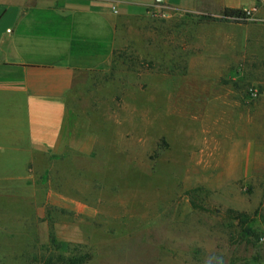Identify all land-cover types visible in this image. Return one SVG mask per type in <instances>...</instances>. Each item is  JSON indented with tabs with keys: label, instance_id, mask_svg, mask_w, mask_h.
<instances>
[{
	"label": "rangeland",
	"instance_id": "1",
	"mask_svg": "<svg viewBox=\"0 0 264 264\" xmlns=\"http://www.w3.org/2000/svg\"><path fill=\"white\" fill-rule=\"evenodd\" d=\"M242 8L119 18L63 146L0 181V264H264V13Z\"/></svg>",
	"mask_w": 264,
	"mask_h": 264
},
{
	"label": "crops",
	"instance_id": "2",
	"mask_svg": "<svg viewBox=\"0 0 264 264\" xmlns=\"http://www.w3.org/2000/svg\"><path fill=\"white\" fill-rule=\"evenodd\" d=\"M199 12L262 0H162ZM155 0H0V181H17L64 144L76 88L103 66L121 16ZM207 14V13H205Z\"/></svg>",
	"mask_w": 264,
	"mask_h": 264
},
{
	"label": "trees",
	"instance_id": "3",
	"mask_svg": "<svg viewBox=\"0 0 264 264\" xmlns=\"http://www.w3.org/2000/svg\"><path fill=\"white\" fill-rule=\"evenodd\" d=\"M199 17L201 20L214 21V20H219L223 18H233V17L246 18L247 15L245 11L243 10V8L225 7L221 10L220 17L214 16L211 14H201ZM192 204L193 206L198 207L200 209H205L201 205H197L195 203H192ZM214 211L226 218L236 220L239 223V225L242 226L244 229H247L252 222V218H250L249 214H247L246 212H240L237 210H233L231 208H227L224 210L215 209ZM60 258H62L63 263L65 262V264H83L88 260L89 255L83 254L78 257L77 256H68V257L60 256ZM48 264H53V263L50 262L49 260Z\"/></svg>",
	"mask_w": 264,
	"mask_h": 264
},
{
	"label": "built area",
	"instance_id": "4",
	"mask_svg": "<svg viewBox=\"0 0 264 264\" xmlns=\"http://www.w3.org/2000/svg\"><path fill=\"white\" fill-rule=\"evenodd\" d=\"M156 2H160L161 0H155ZM243 10L245 11V13H246V15H247V17L246 18H242V17H233L234 19H241V20H243V19H247L249 16H250V14H251V11L249 10V9H246V8H243Z\"/></svg>",
	"mask_w": 264,
	"mask_h": 264
}]
</instances>
